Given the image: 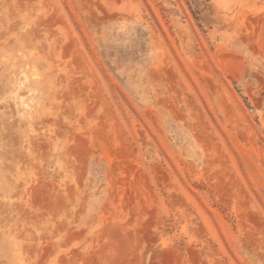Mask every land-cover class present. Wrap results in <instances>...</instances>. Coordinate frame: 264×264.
I'll use <instances>...</instances> for the list:
<instances>
[{"label":"rangeland","instance_id":"obj_1","mask_svg":"<svg viewBox=\"0 0 264 264\" xmlns=\"http://www.w3.org/2000/svg\"><path fill=\"white\" fill-rule=\"evenodd\" d=\"M0 264H264V0H0Z\"/></svg>","mask_w":264,"mask_h":264}]
</instances>
